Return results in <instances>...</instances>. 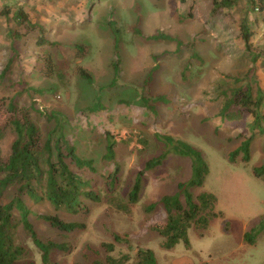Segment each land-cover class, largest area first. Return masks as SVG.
I'll use <instances>...</instances> for the list:
<instances>
[{"label": "rangeland", "instance_id": "374dc122", "mask_svg": "<svg viewBox=\"0 0 264 264\" xmlns=\"http://www.w3.org/2000/svg\"><path fill=\"white\" fill-rule=\"evenodd\" d=\"M15 1L0 0V11L4 5L13 10ZM213 1H18L32 23L45 30V43H37L41 37L37 31L13 39L14 23L0 14V73L6 72L0 102L12 101L26 109L44 136L60 127L76 155L92 161L95 173L85 170L81 175L91 180L93 189L104 192L107 176L118 166L114 190L125 202L136 174L164 148L153 135H168L201 151L208 174L192 193H212L220 213L203 235L189 228L188 245L160 247V237L148 227L165 214L160 206L151 214L143 208L176 193L177 184L188 181L191 173L189 159L169 153L159 166L145 172L131 217L85 201L87 218L57 212L65 221L86 225L83 232L64 234L31 216L41 238L71 246V254L54 252V261L82 264L84 245L110 242V232H115L126 234L132 249L151 250L156 264H264V229H260L264 184L253 173V168L264 165V135L256 133L247 162L241 161V154L229 162L228 155L250 135L252 119L248 113L230 122L220 120L233 89L248 85L253 92H264V11H253L249 0H227L228 6L218 12ZM241 24L251 32L248 49ZM76 45H83L87 54H76ZM254 54L258 57L253 62ZM116 60L118 74L113 69ZM79 69L88 73L89 82ZM144 95L163 97L167 103H151L153 114L142 104ZM95 104L102 108L93 111ZM230 111L234 117L233 108ZM5 117L2 105L0 121ZM106 134L119 141L112 162L102 159ZM13 137L8 131L0 141L2 159L9 154ZM139 138L146 140L144 147ZM26 204L35 215L54 214L46 201ZM245 234L254 236L253 244L244 241ZM19 236L38 261L30 240ZM125 251V246L116 245V255Z\"/></svg>", "mask_w": 264, "mask_h": 264}, {"label": "trees", "instance_id": "16d2710c", "mask_svg": "<svg viewBox=\"0 0 264 264\" xmlns=\"http://www.w3.org/2000/svg\"><path fill=\"white\" fill-rule=\"evenodd\" d=\"M18 1L21 0L15 1L13 10L12 5H4L0 11L2 16L10 17L15 25L11 36L13 39H19L21 36L37 31L41 35L37 43H45V30L32 23L30 15L24 10L23 3L17 4ZM226 2L227 0L222 3L218 0L213 1L214 10L221 11L228 6ZM263 11L264 4L259 5V10L256 12ZM240 32L246 49L250 48L249 28L241 24ZM75 52L85 55L87 49L83 45H76ZM257 57L258 55L254 54L251 60L254 62ZM113 69L115 74H118V60L113 63ZM78 73L87 82L91 80L86 71L79 69ZM5 74L4 71L0 73V83ZM149 80L151 79H146V84ZM230 94L231 97L224 102L220 110V120L225 121L224 119L227 118L226 122H230L234 118L237 119L249 113L252 122L248 125L250 135L228 155V160L234 162L235 158L241 154V161L247 162L252 140L257 134L264 135L262 123L264 113H261V107L264 108V92L260 89H255L253 92L248 85H242L233 89ZM141 101L145 109L153 114H155L154 103L160 101L167 103L163 97L148 95L141 96ZM2 105L6 117L0 121V141L4 139L8 131L12 132L14 137L10 144L9 154L4 159L0 156V264H60L52 259V254L54 252L71 254V246L66 243H57L49 238H41L35 231L30 217L35 216L50 229L64 234L83 232L86 225L83 222L65 221L57 212H65L71 216L80 214L87 218L89 210L84 206L85 201L107 206L114 212L131 217L132 207L139 201L145 172L159 166L169 153L189 159L191 173L188 181L177 184L176 193L164 195L158 201L143 208L145 214H151L157 206H160L165 214L163 220L148 227L150 232L160 237V247L166 250L171 249L178 242L188 245L187 230L189 228L193 227L199 235H203L210 222L220 215L215 210L217 200L212 193H192L193 189L203 185L208 174L206 160L201 151L194 146L168 135H153L156 141L163 144L164 148L160 155L145 162L142 170L134 178L126 201L123 202L114 190L119 172L118 166H115L113 172L107 176V187L104 192L93 189L91 180L84 179L81 175L85 170L95 173L92 161L76 155L75 149L62 137L58 129L60 127L57 126L44 136L26 109L18 108L12 101L7 104L0 102L1 107ZM101 108L99 104H95L92 110L96 111ZM231 108L234 110L232 111L234 117L228 115L231 113ZM52 117L59 122L54 115ZM57 131L59 134H56ZM105 141V152L102 159L112 162L116 153V144L119 141L109 134H106ZM138 142L141 147L146 144L144 138H139ZM253 173L264 184V165L253 168ZM27 200L32 204L48 202L54 214L35 215L26 204ZM260 229L263 230L264 225H261ZM20 234L28 238L35 247L38 261L20 242ZM110 237V242H101L97 247L84 245L82 249L84 263L82 264H156L153 252L140 246L132 249L126 234L110 232ZM253 238L251 234H245L243 237L247 244H253ZM116 245L125 246L126 251L116 255Z\"/></svg>", "mask_w": 264, "mask_h": 264}, {"label": "built area", "instance_id": "2783aa9c", "mask_svg": "<svg viewBox=\"0 0 264 264\" xmlns=\"http://www.w3.org/2000/svg\"><path fill=\"white\" fill-rule=\"evenodd\" d=\"M250 2L255 12L259 10V5L264 4V0H250Z\"/></svg>", "mask_w": 264, "mask_h": 264}]
</instances>
